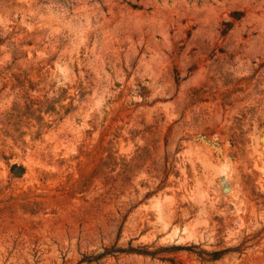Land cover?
Returning a JSON list of instances; mask_svg holds the SVG:
<instances>
[{"label":"rangeland","instance_id":"rangeland-1","mask_svg":"<svg viewBox=\"0 0 264 264\" xmlns=\"http://www.w3.org/2000/svg\"><path fill=\"white\" fill-rule=\"evenodd\" d=\"M0 264H264V0H0Z\"/></svg>","mask_w":264,"mask_h":264},{"label":"trees","instance_id":"trees-1","mask_svg":"<svg viewBox=\"0 0 264 264\" xmlns=\"http://www.w3.org/2000/svg\"><path fill=\"white\" fill-rule=\"evenodd\" d=\"M225 32V30H223V32L222 33H224ZM131 251V250H130ZM106 253H108L107 252V250H105L103 253H101V254H99L98 256H96V258H94V259H97V258H99V257H102L104 254H106Z\"/></svg>","mask_w":264,"mask_h":264}]
</instances>
